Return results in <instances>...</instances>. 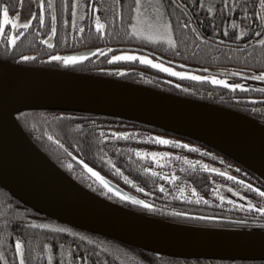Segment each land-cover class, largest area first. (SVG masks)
Here are the masks:
<instances>
[{
  "label": "trees",
  "instance_id": "obj_1",
  "mask_svg": "<svg viewBox=\"0 0 264 264\" xmlns=\"http://www.w3.org/2000/svg\"><path fill=\"white\" fill-rule=\"evenodd\" d=\"M160 1L165 5L164 12L171 22L173 38L177 40L176 47L165 42H148L142 37L129 35L132 31L129 27L133 22L131 17L135 15L134 0H119V13L106 21L103 37L89 24L87 14L84 17L83 31L76 33L73 30V0H54L51 9L48 8L47 0L43 24L39 22L38 16H34L29 28L23 31V35L14 44L7 43L9 30L5 25L4 33H0V60L129 82L163 93L221 106L264 124V100L261 99L264 93L259 92L260 88H264V82L254 79L255 73L264 71V45H253L257 38L256 33L263 32V26L257 27L260 23L258 18L255 23H249L253 16L249 15L245 19L243 15L245 11L249 13L259 11V0H203L202 4L201 0ZM225 2L229 7L221 10ZM234 3L238 7L231 9L230 6ZM0 4L9 6L10 15L20 8V0H0ZM210 8L212 11H209ZM53 11L57 18L56 32L49 36ZM193 28L205 39H199L192 31ZM241 30L245 31L244 36L239 35ZM49 37L53 38L51 45L45 43ZM126 47L141 48L164 60L177 62L186 67L218 71L221 76L226 73L230 81L243 82L249 87L245 92L239 89L231 90L209 81L173 77L136 60H111L113 53ZM97 48L100 49L99 52L96 51ZM105 48L111 49V52H104ZM57 53L91 54L73 64L48 60V56ZM21 57L31 59L22 60ZM236 72H241L242 75L237 77ZM21 113L24 114L23 118L17 117V114L15 118L36 146L78 183L108 201L124 207L129 205L111 192L100 191L102 187L72 157L83 159L85 163L152 205L151 208L136 211L141 214L186 225L264 230V213L259 211L260 207H264V197L257 194L253 188H245L240 183L243 180L264 191V181L208 146L147 125L103 115L57 110ZM60 113H64L65 116L61 118ZM76 125H80V128ZM99 130L104 131L107 140L100 136ZM45 131L59 139L63 147L44 136ZM116 132H127L129 135L117 137ZM155 136L180 141L181 145L189 144L193 148L160 145L155 141ZM137 148L144 152H169L172 156L161 157V162L157 163L150 156H137L134 151ZM109 160L111 164L108 163ZM192 161L197 163L193 164ZM69 162L72 168L67 166ZM204 165H207V168ZM149 168L152 172L147 171ZM208 168H219L221 171L209 172ZM225 171L238 179L230 180L223 175ZM172 175L176 176L175 180L171 179ZM165 176L169 179L165 180ZM129 180L132 183H129ZM161 184L164 185L163 190L160 188ZM225 185L235 186L255 207L248 209L246 206L221 200L216 190ZM181 188L184 189L183 193L180 192ZM192 188L196 189L195 193L192 192ZM181 195L190 199L182 200ZM195 216L216 217L222 221L200 220ZM38 218L52 221L34 212L0 188V252L4 254L0 264H5V261L13 264L16 238L24 242L26 264H47L49 251L53 254V264H60L61 259L67 264L70 259L68 252L82 256L83 264H97V261L103 264L105 259L109 264H113L115 255L106 250L99 240L120 242L66 225L64 226L71 229L70 232L32 226L31 221ZM85 236L88 237L87 240L83 239ZM45 243H50L52 248L44 249ZM125 246L133 250L144 264H264V261L170 258ZM75 264H81V261L76 260ZM115 264H119V261H115Z\"/></svg>",
  "mask_w": 264,
  "mask_h": 264
},
{
  "label": "water",
  "instance_id": "obj_2",
  "mask_svg": "<svg viewBox=\"0 0 264 264\" xmlns=\"http://www.w3.org/2000/svg\"><path fill=\"white\" fill-rule=\"evenodd\" d=\"M52 40L49 37L46 44L51 45ZM253 45L259 44L254 41ZM33 110L97 114L147 125L208 146L262 181L264 124L221 106L129 82L0 60L1 189L52 221L151 254L187 260L264 261V230L174 223L135 212L89 191L59 168L20 126L17 112ZM100 174L110 188L135 196ZM117 197L133 206L144 205L125 200L123 195Z\"/></svg>",
  "mask_w": 264,
  "mask_h": 264
},
{
  "label": "snow or ice",
  "instance_id": "obj_3",
  "mask_svg": "<svg viewBox=\"0 0 264 264\" xmlns=\"http://www.w3.org/2000/svg\"><path fill=\"white\" fill-rule=\"evenodd\" d=\"M135 2V15H133L131 17V19L133 21H136V23H132L129 25V27L132 29L131 33L129 35H132L134 37L140 38H146L149 41H166L168 43L169 46L172 47H176L177 46V40L173 38V28L171 25L170 21L164 20L163 19V13L166 10L165 5L163 3H157L156 5L153 6V11H156L158 13V15L155 17V19L151 18L150 16H143V20L141 19V8H142V4H141V0H134ZM203 3V0H201V4ZM40 9L39 12H32L31 9V5L30 2L28 4V11H25L23 14L26 17L25 19H23L22 23L19 22V18L21 16V12H16V14L10 15V9L9 6L7 4H0V33H4L5 31V25L7 24H11V31L13 33H17V30H20L18 32V34H13V35H9L7 37V43L9 44H14L20 36L23 35V29H27L29 28L30 24L32 23V19L30 17L33 16H38V20L41 24H43L44 21V11H43V0H40ZM76 3L75 0H73L72 3V16H73V22L75 20V16H76ZM225 7H229L226 2L225 4L222 5L221 10H223ZM231 9H236L238 6L234 3L231 6ZM259 11H256L255 13H249V12H244V18L247 19L249 15L253 16V20L249 21V23H255V20L258 18L259 20V24L257 25V27H261L264 26V0H259ZM24 5L21 4V9L23 10ZM48 8H53V4H52V0H49L48 2ZM209 11H212V9L210 8ZM56 15L55 12L53 11L52 15H51V31L49 32V36L54 35L56 32ZM81 19H83V17H81ZM233 26H235V22H233ZM83 25H80L81 31H83ZM95 27L96 30L99 34V36L103 37L105 35V24L104 22L101 20L100 15H97L95 17ZM186 27V25H185ZM192 31L195 33V35L197 37H199V39L203 40L205 39V37L198 31H196L195 28L192 29ZM227 32V28L225 27V33ZM110 34V33H109ZM240 36H244L245 35V31L241 30L239 33ZM264 36V32H257L256 33V40L255 42L260 44V45H264V39H261L259 37ZM45 43H48V41L46 40ZM198 47V46H197ZM97 52L100 51L99 48L96 49ZM104 52H111V49L109 48H105ZM91 53H80V54H73V55H61L59 53L55 54L54 56H48V60H57V61H63L65 64H73L76 63L77 61L83 60L85 58L86 55H90ZM177 55H179V53H177ZM22 60H28L31 59V57H21ZM137 59V53L135 52H128V51H122L120 52L118 55H111V60L115 61V60H136ZM139 60L143 63L146 64H150L152 67L157 68V69H161L163 72L165 73H170L173 77H182V78H192L194 80L197 81H210L212 84L214 85H225L228 89L231 90H237L239 89L242 92H245L246 89L249 87L247 85H245L243 82L240 83H236V82H232L229 83L228 78H227V74L225 73L224 77L221 78L218 75H196L194 74V72L187 70V71H178L175 67H169L167 66L165 63H160L157 62L154 59H149V57L147 55H141L139 56ZM242 75L241 72H236L235 76L240 77ZM254 79L258 80V81H262L264 82V71H260L254 74ZM260 93H264V88H260L259 89ZM249 99H252V97H248ZM262 100H264V97H261ZM23 113L21 112H17V117L19 118H23ZM60 117H64L65 114L64 113H60L59 114ZM70 115V114H69ZM77 128H80V125H76ZM100 131V136L104 139L107 140L108 137L106 135H104V131L103 130H99ZM44 136H47V138L49 140L54 141L57 145H60L61 147H63V145L61 144V141L59 139H57L54 135L50 134L49 132L45 131L43 133ZM129 135V133L127 132H116L115 136L117 137H127ZM136 138V137H134ZM140 139H147L149 137H139ZM155 141L160 144V145H179L185 148H193L192 145L189 144H183L181 145L180 141H176V140H170L167 139L163 136H155ZM195 151H200L199 149H194ZM135 153L137 156H150L153 160H156L157 163H160V158L161 157H170L172 156V153L169 152H159V151H152V152H144L142 149H134ZM208 155H211V153H208ZM79 163L81 165H83V168L87 170L88 173L91 174L92 177H94L101 185H103L104 188L109 189L110 191L116 192L117 196L123 195V198L125 200H132L133 202L137 203V204H146V201L138 199L135 196H129L127 194H122L120 192H118L115 188H110L109 183L105 180V178L100 174V172H98L95 168L90 167L87 163H85V161L83 159L79 160ZM109 164H111V160L108 161ZM191 163L195 164L197 163L196 161H192ZM203 163V162H200ZM69 168H72V164L71 162L68 163L67 165ZM204 167L207 168V165H204ZM148 172H152V169L149 168L147 169ZM209 172H217L219 173L221 170L219 168H208ZM224 176H227L230 180H237L238 177L236 176H231L227 171H225L223 173ZM125 179L127 180L128 178L125 177ZM165 180L169 179L168 176L164 177ZM172 180L176 179L175 175L171 176ZM129 183H132V181H128ZM240 183L245 187V188H253V190L259 194L261 197H264V191H261V189L259 187H254L251 184H248L247 182L241 180ZM225 187H227V185H225ZM161 190L164 189V185L161 184L160 185ZM144 189H141V191H143ZM184 189L181 188L180 192L183 193ZM192 192L195 193L196 189L192 188ZM218 194V193H217ZM236 195L240 196L241 193L239 191H236ZM180 198L183 199H190V197H185L183 195L180 196ZM199 199V197H197ZM221 200H225L228 199V197L221 195L220 196ZM207 203H211L212 201H206ZM233 203H235L233 201ZM147 207H152V205L149 203L147 204ZM255 205H253L251 202H249L247 204V208L248 209H252L254 208ZM259 211L261 213H264V207H260ZM185 215H187V213H185ZM32 226H38L41 229L44 228H52L53 225L51 224H46V223H40L37 225V222L35 220L31 221ZM60 232H70L71 229L68 228H60L59 229ZM83 239L87 240L88 237H83ZM61 248H63V245L60 246ZM78 247V246H77ZM43 248L46 250H50L52 248V245L50 243H45L43 244ZM14 261L13 264H16V260H18V264H26L27 261V257L25 255V247H24V242L20 239V238H16L15 243H14ZM67 255L70 257V259L68 260L67 264H75L76 260H80L81 264H83V260L84 258L82 256H76L74 255L72 252H68ZM4 259V254L2 252H0V260ZM115 261H119V264H125V261L123 258H121L119 256V254H116V256L113 259V264H115ZM5 264H8L7 261H5ZM47 264H53V254L51 251H49L47 253ZM60 264H65V262L63 261V259H61ZM97 264H100L99 261H97ZM103 264H109V261L107 259H105L103 261ZM141 264H144L143 260L141 261Z\"/></svg>",
  "mask_w": 264,
  "mask_h": 264
},
{
  "label": "rangeland",
  "instance_id": "obj_4",
  "mask_svg": "<svg viewBox=\"0 0 264 264\" xmlns=\"http://www.w3.org/2000/svg\"><path fill=\"white\" fill-rule=\"evenodd\" d=\"M29 2H30V5H31V9L30 10L32 12L38 13L39 9L41 7L40 0H20V8L18 9L17 12H21V16L19 18V22H21V23H22L23 19L26 18L23 13L25 11L29 10L28 9ZM46 2H47V0H43V11H44V13H45L46 6H47ZM158 2L161 3L160 0H141V4H142L141 19L142 20H143V16H145V15L150 16L151 18L155 19V17L158 15V13L156 11H153V6L156 5ZM75 3L77 5V7H76V16H75L74 22H73V18H72V23H73V30L76 33H80L81 32L80 25L85 26L84 25V17H85L86 14H87V19L90 21L89 24H91L93 26V28L96 29V27H95V17L97 15H100L101 20L106 25V21L107 20L111 19L112 17L116 16L119 13V0H75ZM21 4L24 5L23 10L21 9ZM15 14L16 13H14L13 16ZM33 17H30V18L33 19ZM81 17H83V19H81ZM163 19L168 21L165 12L163 13ZM132 23H136V21H133ZM7 26H8V30H9V35L18 34V32L20 31V30H17V33H13L11 31V24H7ZM24 30L25 29H23L22 31H24ZM143 39L147 40L146 38H143ZM147 41L148 42H165V43H167L166 41H149V40H147ZM122 51H128V52L137 53L136 61L139 62V63H142V64H146V63L141 62L139 60V56L147 55L149 57V59H154L157 62L165 63L169 67H175L178 71L190 70V69L181 67V65L179 63H177V62H170V61L164 60L163 58H161L159 56H156V55H154L153 53H151L149 51L138 50L137 48L121 49V50L116 51L112 55H118ZM146 65L151 66L150 64H146ZM158 70L162 71L161 69H158ZM190 71L194 72V74H196V75H201V76L210 75L211 74V75H218L221 78L224 77V76H221L220 74L198 72V71H194V70H190ZM167 74H170V73H167ZM228 81H229V83H232V81H230L229 78H228ZM223 86H225V85H223ZM236 191H238V189L235 188V186H227V187L222 186V187H220L219 189L216 190V192L218 193L217 195L219 196V198H220L221 195L228 197V199H225L223 201H226V202L232 203V204H236V205H239V206H246L247 207V204L250 201L249 200L247 201L242 194L240 196H237L236 195ZM233 201L235 203H233ZM35 221L37 222V225L40 224V223L51 224V225H53L52 228H55V229L67 228V227H65L62 224L55 223V222H52V221H49V220H45V219H42V218L35 219ZM99 243L106 250L110 251L115 256H116V254H119V256L121 258H123L126 263L141 264L140 258L135 254V252L133 250H131L127 246H125L123 244H120V243H117V242L105 241V240H99Z\"/></svg>",
  "mask_w": 264,
  "mask_h": 264
},
{
  "label": "flooded vegetation",
  "instance_id": "obj_5",
  "mask_svg": "<svg viewBox=\"0 0 264 264\" xmlns=\"http://www.w3.org/2000/svg\"><path fill=\"white\" fill-rule=\"evenodd\" d=\"M69 175V174H68ZM70 176V175H69ZM75 180V179H74ZM86 188V187H85ZM88 189V188H87ZM89 190V189H88ZM127 190V189H126ZM89 191H91V190H89ZM100 191H103V192H108L107 190H105L104 188H102V190H100ZM127 191H129V190H127ZM91 192H93V191H91ZM131 194H133V195H135L136 197H138V198H140L141 200H144L142 197H140V196H138L137 194H134L133 192H131V191H129ZM93 193H95V192H93ZM99 193H101V194H103L102 192H99ZM98 195V194H97ZM145 201V200H144ZM124 207V206H123ZM128 207H131V208H128ZM126 208H128V209H131V210H133V211H137V210H145V208H148L147 207V203L146 204H144L142 207H138V206H133V205H131V204H129Z\"/></svg>",
  "mask_w": 264,
  "mask_h": 264
}]
</instances>
